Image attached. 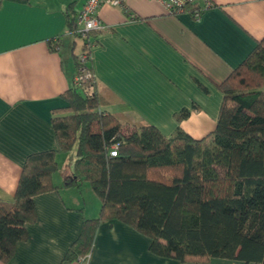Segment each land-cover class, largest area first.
<instances>
[{
	"label": "crops",
	"instance_id": "obj_1",
	"mask_svg": "<svg viewBox=\"0 0 264 264\" xmlns=\"http://www.w3.org/2000/svg\"><path fill=\"white\" fill-rule=\"evenodd\" d=\"M87 0H0V201H12L26 158L57 149L51 119L66 108L83 42L70 38L64 12ZM201 11L196 19L194 12ZM102 28L88 63L99 110L124 126L150 124L166 137L177 128L194 139L215 128L218 86L264 38V0H198L178 15L161 2L124 0L95 13ZM75 37V36H74ZM51 50V45L57 44ZM79 49V52L76 50ZM188 111L187 119L176 115ZM67 154V155H66ZM73 151L56 155V190L35 196L36 221L7 264H60L84 219L100 213L88 183L66 187ZM0 264H2L0 262ZM70 264H191L150 252V240L118 221H103L90 253ZM208 264H244L211 259Z\"/></svg>",
	"mask_w": 264,
	"mask_h": 264
},
{
	"label": "trees",
	"instance_id": "obj_2",
	"mask_svg": "<svg viewBox=\"0 0 264 264\" xmlns=\"http://www.w3.org/2000/svg\"><path fill=\"white\" fill-rule=\"evenodd\" d=\"M78 13L73 4L64 12L75 37ZM93 87L64 92L67 106L51 119L57 149L28 156L12 201H0V262H10L26 241L25 226L36 221L34 197L57 189L56 155L73 151L64 185L88 183L101 207L97 218L83 220L60 264L86 258L100 224L112 220L148 238L157 257L264 264V38L218 86L215 128L200 139L180 128L166 138L147 123L124 126L99 110L95 91L87 92ZM188 116L185 110L175 118Z\"/></svg>",
	"mask_w": 264,
	"mask_h": 264
},
{
	"label": "built area",
	"instance_id": "obj_3",
	"mask_svg": "<svg viewBox=\"0 0 264 264\" xmlns=\"http://www.w3.org/2000/svg\"><path fill=\"white\" fill-rule=\"evenodd\" d=\"M161 2L165 11L169 15H178L184 12V9L198 0H151ZM124 0H87L76 18L75 30L77 38L83 42L82 53L77 58V69L73 79V88L79 89L84 85L94 82V75L88 68L90 61V51L94 42L89 38V32L98 31L102 25L95 17L96 10L102 5L123 6ZM211 7L209 2H206L204 7L199 8L194 12V17L198 19L201 11ZM117 144L113 145L111 155H115Z\"/></svg>",
	"mask_w": 264,
	"mask_h": 264
},
{
	"label": "rangeland",
	"instance_id": "obj_4",
	"mask_svg": "<svg viewBox=\"0 0 264 264\" xmlns=\"http://www.w3.org/2000/svg\"><path fill=\"white\" fill-rule=\"evenodd\" d=\"M70 38L74 39V40H75V41H77V42H78V41H80V39H79V38H77V37H74V36H73V37H70ZM78 43H80V42H78ZM76 51H77V52H79V49H77ZM66 155H67V154H66Z\"/></svg>",
	"mask_w": 264,
	"mask_h": 264
}]
</instances>
